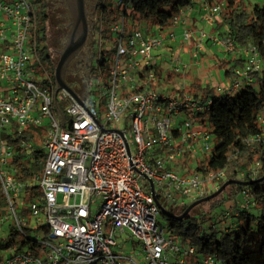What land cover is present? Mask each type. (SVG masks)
I'll list each match as a JSON object with an SVG mask.
<instances>
[{
    "label": "built area",
    "instance_id": "1",
    "mask_svg": "<svg viewBox=\"0 0 264 264\" xmlns=\"http://www.w3.org/2000/svg\"><path fill=\"white\" fill-rule=\"evenodd\" d=\"M189 6L164 30L135 28L126 34L119 20L110 29L116 41L105 50L97 31L93 67L106 59L102 52L114 51L107 73L98 69L82 100L98 127L68 92L54 96L56 82L35 52L33 1L0 0V264H223L158 221V203L182 208L219 189L225 179L223 171L195 170L214 149L208 126L197 122L200 99L153 87L157 75L145 72L154 52L176 40L175 27H183V42L195 39L187 26ZM222 8L223 3L206 6L207 22ZM218 43L226 53L244 54L223 92L250 84L249 74L261 70L255 47H237L229 37ZM171 60L180 65L178 56ZM259 123L264 131V118ZM39 139L42 147L35 145ZM40 152L44 156L32 176L11 164L18 159L30 167ZM186 157L194 164L179 166ZM258 169L252 166L250 175ZM241 196L247 204L248 193ZM219 217L221 225L207 221L203 229L233 227L228 213Z\"/></svg>",
    "mask_w": 264,
    "mask_h": 264
},
{
    "label": "trees",
    "instance_id": "2",
    "mask_svg": "<svg viewBox=\"0 0 264 264\" xmlns=\"http://www.w3.org/2000/svg\"><path fill=\"white\" fill-rule=\"evenodd\" d=\"M32 1L37 22L36 56L53 79L56 63L46 44L49 19L47 4L44 0ZM218 1L206 0L208 6H213ZM223 1L225 4L219 13L220 22L217 28L225 26L223 38H231L237 47L251 43L261 60V70L250 73L252 82L240 86L232 93L216 92L212 87L196 83L187 92H183L200 99L202 109L196 114L197 122L201 126L207 125L214 136L212 155L197 162L195 170L204 174L223 171L225 179L219 182V187L230 180L253 183L247 186L232 184L228 186L230 192L226 197L210 203L211 210L222 207L220 211L228 213V222L233 227L226 232L219 231L218 226L211 228L212 224L211 229L204 230L203 224L210 221L214 225L216 216L203 211L189 213L183 219L175 217L182 214L188 205L165 209L170 215L165 217L172 234L184 244L197 248L201 254L215 253L223 264H264V131L259 123L260 114L264 110V4H256L252 9H247L242 0ZM189 5L190 0H97L94 11L99 14L95 29L100 31L102 43L110 39V29L119 20H123L125 32L128 34L142 26L164 30L180 10ZM113 52H102L106 59L101 60L98 68H90L89 79L93 78L98 69L107 73ZM232 71L227 69L225 76L232 74ZM145 72L157 75L158 83L152 85L153 87L159 85L164 88L167 84L166 79L162 78L161 70L153 61ZM67 73H70V68ZM65 81L80 96L79 87L74 82ZM25 134L29 137L28 131ZM43 156V153H38L30 167H26L18 159H13L11 164L21 169L23 175L32 176L39 170ZM255 164L259 165L258 173L251 176L249 168ZM240 174H244V177L241 178ZM242 192L249 195L247 204L242 199ZM199 199L201 198L197 200ZM231 201L232 203H227ZM217 234H220L218 239Z\"/></svg>",
    "mask_w": 264,
    "mask_h": 264
},
{
    "label": "water",
    "instance_id": "3",
    "mask_svg": "<svg viewBox=\"0 0 264 264\" xmlns=\"http://www.w3.org/2000/svg\"><path fill=\"white\" fill-rule=\"evenodd\" d=\"M45 3L47 4L49 15V22L47 25L49 54L56 63L53 73L56 82L54 96L55 91L57 92L61 89L68 92L90 116L94 123L100 127L101 125L98 120L91 115L82 102L84 93L88 92V74L90 69L89 65L91 63L90 57L92 56L90 45L93 41L91 38V27L94 23L93 17L96 0H45ZM68 68H70V73H67ZM65 79L74 82L79 87L80 96L71 89ZM54 105L58 111L59 122L62 123L61 126H63V115L55 102V98ZM101 129L104 131L103 128ZM252 183V181L243 182L240 180L227 181L214 193L192 202L182 214L175 217L183 219L194 207L215 199L232 184L247 186ZM149 187L151 195L154 196L152 181H149ZM158 206L162 215L166 217L170 216L159 203Z\"/></svg>",
    "mask_w": 264,
    "mask_h": 264
},
{
    "label": "crops",
    "instance_id": "4",
    "mask_svg": "<svg viewBox=\"0 0 264 264\" xmlns=\"http://www.w3.org/2000/svg\"><path fill=\"white\" fill-rule=\"evenodd\" d=\"M218 3H223L224 7L223 0H219L212 5ZM206 6H208L206 0H195L189 6L187 26L192 30L195 39L189 43L183 42L181 38L183 27L177 26L173 29L176 40L167 43L163 49L154 52L152 61L161 70L162 78L166 79V83L171 87L169 91L173 94H185L183 92H187L194 83L201 86L207 85L216 92H222L234 79L233 73L225 76L226 70L231 69L234 71L243 65L244 54L241 49L235 53H226L218 43L219 40H223L222 32L226 30V27L217 28L220 22L219 16L215 17L212 22H207L205 18ZM142 28L150 31L156 30V28L146 26H142ZM202 33L205 34L206 38L201 40L199 37ZM196 51H198V55L194 57ZM173 56H178L180 59L179 68L181 66L185 67L184 70H181L183 74L170 65ZM219 65H222L221 69ZM168 66L173 68L170 69ZM164 88L167 89L166 86ZM260 117L264 118V111L260 114ZM186 161L190 162L189 157H186ZM183 162H185V159L182 160Z\"/></svg>",
    "mask_w": 264,
    "mask_h": 264
},
{
    "label": "rangeland",
    "instance_id": "5",
    "mask_svg": "<svg viewBox=\"0 0 264 264\" xmlns=\"http://www.w3.org/2000/svg\"><path fill=\"white\" fill-rule=\"evenodd\" d=\"M45 1V0H44ZM243 1V4H244V6L247 8V9H252L253 7H254V5H256V4H258V5H263L264 4V0H242ZM96 4H97V0H96ZM96 6V5H95ZM48 11V10H47ZM98 14L99 13H95V11H94V17H93V21H94V23H93V25H92V27H91V38H92V42H91V45H90V52H92V56L90 57V59H91V63H90V65H89V68H91V67H93V62H94V57L95 56H93V52L95 53L96 52V50H97V48H98V35H97V29H95V27L97 26V19H98ZM48 22H49V19H48ZM48 22H47V25H48ZM126 26L128 27L129 26V24L127 23L126 24ZM126 34H127V32H126ZM46 36H47V32H46ZM116 41V37L114 36V34L113 33H111V36H110V39L108 40V41H106L105 40V42L104 43H102V47H103V50H105V48H106V45H112L114 42ZM46 44H47V47H48V43H47V41H46ZM48 51H49V48H48ZM110 54V53H109ZM113 54H111V56H112ZM171 66H173V67H177V68H179V65H177V64H175V65H173L172 63L170 64ZM44 66V65H43ZM171 66H168V67H170V69L171 68H173V67H171ZM45 67V66H44ZM209 70V69H208ZM89 71H90V69H89ZM181 71V68H180V70H179V72ZM38 74H40V73H38ZM181 74H183V72L181 71ZM89 75V74H88ZM182 76V75H181ZM89 85H90V79L88 80V90H89ZM164 86H166L167 87V89L169 90V89H171V87L170 86H168V84H165ZM175 88V87H174ZM173 94V93H172ZM84 95H86V93H84ZM83 95V96H84ZM264 111V110H263ZM205 128H203V127H198V128H195V130H204ZM35 145L37 146V147H42L43 146V141L41 140V139H39V141H37V142H35ZM189 161L190 162H188V161H186V158H185V163H192V164H194V160L191 158H189ZM178 164H179V166H183L182 165V161H179L178 162ZM252 166H254V165H252ZM251 166V167H252ZM250 167V168H251ZM249 168V169H250ZM216 190H214V191H212L210 194H212V193H214ZM229 192H230V188L229 187H227L220 195H218L215 199H213V200H211L210 202H206V203H202V204H200V205H198V206H196L195 208H193L189 213H193V214H197V213H199V212H201V211H203V212H205V213H209L211 216H214V215H216V219H215V222L217 223L218 222V225H221L220 224V213H221V208L222 207H220V208H215L214 210H211L210 209V206H211V204L210 203H212V202H214V201H218V200H220V199H222V197H226L227 196V194H229ZM209 193H207L206 194V196H208V195H210ZM192 203V201H190V203L189 204H191ZM171 207H168V209H170ZM228 208V207H227ZM226 208V209H227ZM175 209H177V208H175ZM158 221L161 223V224H166V217L164 216V215H162V214H160L159 216H158ZM203 227L205 228V227H208V222H205L204 224H203ZM219 235L220 234H217V236H216V239H218L219 238ZM128 243V245L127 246H129L130 245V243L129 242H127ZM124 247H125V245H124Z\"/></svg>",
    "mask_w": 264,
    "mask_h": 264
},
{
    "label": "flooded vegetation",
    "instance_id": "6",
    "mask_svg": "<svg viewBox=\"0 0 264 264\" xmlns=\"http://www.w3.org/2000/svg\"><path fill=\"white\" fill-rule=\"evenodd\" d=\"M95 9V8H94ZM89 28V27H88Z\"/></svg>",
    "mask_w": 264,
    "mask_h": 264
}]
</instances>
